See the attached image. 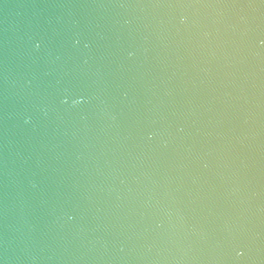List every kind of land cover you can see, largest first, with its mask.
<instances>
[{
  "label": "water",
  "instance_id": "water-1",
  "mask_svg": "<svg viewBox=\"0 0 264 264\" xmlns=\"http://www.w3.org/2000/svg\"><path fill=\"white\" fill-rule=\"evenodd\" d=\"M0 264H264V0H0Z\"/></svg>",
  "mask_w": 264,
  "mask_h": 264
}]
</instances>
